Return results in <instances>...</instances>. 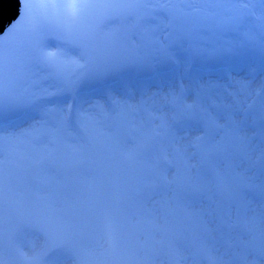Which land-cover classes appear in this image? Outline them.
Returning a JSON list of instances; mask_svg holds the SVG:
<instances>
[{
  "label": "snow or ice",
  "instance_id": "1",
  "mask_svg": "<svg viewBox=\"0 0 264 264\" xmlns=\"http://www.w3.org/2000/svg\"><path fill=\"white\" fill-rule=\"evenodd\" d=\"M146 0H19L18 14L4 21L0 44L24 25L38 35L48 29L58 40H67L81 28L89 12L108 7H134ZM169 3H198L210 6L255 3L264 6V0H168ZM201 18L214 21L219 32L217 39L208 45L189 43L195 57L206 64L215 62L211 71L221 72L229 86L208 80L199 84V90L224 87L230 97L223 114L210 112L197 99L186 103L183 115L203 128L223 129L222 137L214 143L205 142V133L193 137V147L199 150L201 165L205 171H193L196 167L187 150L175 145V171L169 175L158 165L147 169L139 159L142 145L133 149H121L118 141L106 135L99 121L89 112L55 107L54 101L41 103L51 92L38 95L35 92L28 105L35 106L40 116L36 124L22 133L24 141L18 143L10 134L5 137L4 117L12 114L22 101L14 89V53L0 52V240L7 234L14 238L23 228L38 231L42 237L41 252L63 250L74 259V264H145L139 258L146 251L157 233L170 239L188 233L199 252L208 258L209 264H233L225 260L227 249L221 251L220 242L232 247L235 239L247 235L244 241L247 251L264 253V201L254 204L248 195L258 189L264 195V180L253 184L256 174L250 173L252 161H264V127L250 130L246 125L264 122V67L247 70L254 78L259 72L262 81L256 89L249 79L235 81L238 85L229 91L236 68L229 62L233 44L242 45L241 38H250L244 30L243 13L224 15L212 8H198ZM254 15V13H252ZM264 18V15L258 19ZM96 28L89 26L78 38L82 49L80 60H69L60 48H50L33 42V55L37 62L52 69L70 92L74 77L91 63L86 49L95 39ZM234 40H225L227 33ZM199 39H207L200 37ZM110 37H105V47H112ZM127 57L132 62L142 61V55L132 49L121 50L118 58ZM114 57V58H117ZM189 89L183 86L172 93L175 101ZM254 99L249 101L248 97ZM260 99L259 119L247 117L248 108ZM119 108L118 101H113ZM245 104L247 107H245ZM52 105V106H49ZM138 111V110H137ZM136 111L116 112V118L127 121ZM132 120V121H133ZM132 121H128L132 123ZM12 121H9L11 124ZM73 128L75 132H68ZM161 129L167 124L162 122ZM156 135H160L157 132ZM253 153L255 156L253 157ZM166 159H169L166 157ZM222 161V166L217 165ZM169 162H171L169 160ZM88 165L91 179L77 180L75 191L68 197L54 196L49 191L51 183L47 173L53 167L77 169ZM21 172H27L32 182L27 187L20 183ZM138 195L145 190L156 192L158 199L134 200L129 189ZM195 196L193 200L191 197ZM178 222L182 227H172ZM18 264H34L32 247H14ZM174 254L176 250L170 248ZM247 252H234L237 259L246 258ZM0 264H7L0 254ZM175 264H181L178 259ZM255 264V262H253Z\"/></svg>",
  "mask_w": 264,
  "mask_h": 264
},
{
  "label": "rangeland",
  "instance_id": "2",
  "mask_svg": "<svg viewBox=\"0 0 264 264\" xmlns=\"http://www.w3.org/2000/svg\"><path fill=\"white\" fill-rule=\"evenodd\" d=\"M95 2H99V0H95ZM198 8H212V10L219 11L224 15L232 14L226 9L244 14V30L249 32L250 38H241L243 40L242 45L233 44L229 62L236 68V71L232 73L233 82L229 87V91L238 87L235 81L242 79H249L252 89L259 87L262 81L261 74L257 72L253 78L248 75L247 70L264 67V62L261 61V57L264 56V18L258 19L259 16L264 15V6L248 3L247 7L244 4L221 6L203 4L201 7L198 3H189L188 6H185L183 4L169 3L168 0H146L145 3L134 7L114 6L91 10L81 28L70 35L66 41L56 39L55 35L48 29L38 35H34L29 31V26L24 25L3 44H0V52L15 54V62L12 66V72L15 77L14 86L17 85L18 89L22 88V93L19 97L22 101L21 106L12 114H6L4 122L16 115L24 105H28L27 102L34 92L38 95L56 92L58 93L57 95L48 96L41 103L54 101L55 107L89 112L94 121H99V126L103 132L118 141L121 149H133L138 145H142L139 159L146 169L149 166L158 165L159 155L164 158L165 164H171L170 169L162 168V170H159L162 172L166 171L171 175L175 171V145L179 144L181 148L187 150L191 161L195 163L196 167L193 168V171H205L206 168H202L201 165L199 150L193 147V137L204 132L205 142L214 143L221 139L223 129H205L200 124L187 119L183 115L184 106L187 102L192 103L194 99H197L210 112L217 113L223 118V114L231 110L226 107L231 98L225 93L224 87L199 90V84H203L208 80L217 81L222 86H229V81L223 79V74L200 75L195 79H191L186 73L189 63H203L205 65H201L204 67L206 65H215V62L211 64L204 63L202 59L195 57L188 47L190 42L208 45L210 42L215 41L219 35L215 28V22L202 19L200 13L195 11ZM89 26L96 28L95 39L88 42L86 49L91 63L74 77L75 83L71 91L68 92L63 87L64 81L52 69L37 62L33 55V42H39L41 45L50 48L63 49L69 60H80L82 49L77 46L78 38ZM106 36L111 38L112 47H105ZM200 37L207 39H199ZM225 40H234V34L231 32L227 33ZM128 49L139 52L143 57L142 61L136 63L130 61L126 56L124 58L117 57L121 50ZM174 62H179V66L174 73H159L161 77L156 81L142 83L140 86H136L133 83V78L136 74L149 73L151 69L159 71L174 64ZM122 75L126 77V83L102 92L103 95L97 98L95 97L97 93L91 96L82 95L79 108L76 110L72 109L71 97L73 93L88 90L102 80ZM181 86L189 89V91L173 101L171 98L172 93L176 92ZM60 92L64 94L60 97L61 102L56 103ZM253 99V96L248 97L249 101ZM113 101L120 102L119 108ZM245 107H247L246 104ZM119 109L126 114L136 111L134 120L131 115H128L127 121L116 118V111ZM114 115L117 121L116 126L111 124ZM260 115V99H257L256 103L252 104L251 108H248L247 117L249 120L253 118L259 119ZM6 118L8 119L6 120ZM39 119L40 116L33 111L30 116L28 115L14 121L10 125H5L3 129L4 135L8 138L11 134L16 142L21 143L24 141V137L21 134L31 129ZM128 121H132V123ZM162 122L167 124L166 129L160 128ZM246 126L250 130L256 131L257 128L264 127V122L255 126ZM75 131L73 128L68 129V132ZM157 132H160V135H156ZM254 156L255 153H253ZM166 157L169 159H166ZM153 160L156 163H153ZM216 163L218 166H222V161H217ZM251 163L250 173L256 174L253 181L259 183L264 180V161L256 164L253 159ZM83 166L88 165L84 164ZM66 174L70 180L75 176V181H82L85 178L91 179L88 175V167L83 170L82 167L77 169L53 167L47 173V176L51 181L49 191L54 196L64 198L75 191L73 188H71V193L67 191L68 184L64 183L65 178L60 181L59 177ZM72 174L75 176H72ZM19 179L22 187H27L32 181L31 176L27 172H21ZM256 191L259 194L250 197H252L254 204H259L264 201V195H261L258 189ZM136 194L134 190L129 189L128 195L130 197ZM149 196L153 200L158 199L156 192L145 190L139 195L137 194L135 200H147ZM191 199L195 200L196 197L193 196ZM172 227H177V224L174 223ZM241 235V239L234 238L231 248H229L227 242H220L221 251L227 249L225 260L232 259L233 264H253V262L255 264H264V253L247 251L244 241L248 239V236ZM7 237L8 235L6 234L0 240V254L4 256L7 264H16L17 257L13 255ZM34 238H36L37 242H32ZM171 239L174 245L173 249L176 250V253H173L175 262L178 259L186 262L189 256L196 252L198 259L202 260L203 264H209L208 258L199 252L198 249L195 251L194 246L189 244V247L186 245V239L181 243L176 240V237ZM189 239L194 243L190 235ZM42 243L43 240L38 231L25 228L19 235V245L17 247L27 245L32 247L34 252H30L29 255H35L34 264H38ZM234 252H247L246 258L237 259L234 256ZM60 255L63 258L53 264H57L60 261L62 262L59 264H74V259L68 260L73 258L70 254L62 252ZM139 258L145 264L172 263L169 258L168 248L166 246L163 247L160 233H157L154 239L150 241L146 251L141 252Z\"/></svg>",
  "mask_w": 264,
  "mask_h": 264
},
{
  "label": "water",
  "instance_id": "3",
  "mask_svg": "<svg viewBox=\"0 0 264 264\" xmlns=\"http://www.w3.org/2000/svg\"><path fill=\"white\" fill-rule=\"evenodd\" d=\"M183 5L188 6L189 3H184ZM19 0H0V33L3 32V23L11 18L14 19L15 15L12 16L13 10L15 14H18Z\"/></svg>",
  "mask_w": 264,
  "mask_h": 264
},
{
  "label": "bare ground",
  "instance_id": "4",
  "mask_svg": "<svg viewBox=\"0 0 264 264\" xmlns=\"http://www.w3.org/2000/svg\"><path fill=\"white\" fill-rule=\"evenodd\" d=\"M119 111H120V109H119ZM18 128H19V127H18ZM16 129H17V128H16ZM10 130H11V129H10ZM153 163H156V161L153 160ZM157 163H158V161H157ZM32 242H37L36 238L32 239Z\"/></svg>",
  "mask_w": 264,
  "mask_h": 264
},
{
  "label": "trees",
  "instance_id": "5",
  "mask_svg": "<svg viewBox=\"0 0 264 264\" xmlns=\"http://www.w3.org/2000/svg\"><path fill=\"white\" fill-rule=\"evenodd\" d=\"M14 89H15V86H14Z\"/></svg>",
  "mask_w": 264,
  "mask_h": 264
}]
</instances>
